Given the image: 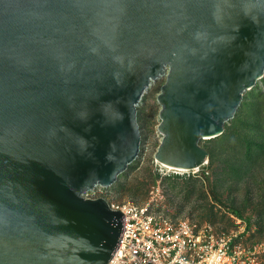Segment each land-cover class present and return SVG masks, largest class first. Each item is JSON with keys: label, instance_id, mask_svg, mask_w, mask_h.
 Wrapping results in <instances>:
<instances>
[{"label": "water", "instance_id": "95a60500", "mask_svg": "<svg viewBox=\"0 0 264 264\" xmlns=\"http://www.w3.org/2000/svg\"><path fill=\"white\" fill-rule=\"evenodd\" d=\"M264 75V0H0V264H107L103 196L140 150L153 81L157 162H208Z\"/></svg>", "mask_w": 264, "mask_h": 264}, {"label": "rangeland", "instance_id": "374dc122", "mask_svg": "<svg viewBox=\"0 0 264 264\" xmlns=\"http://www.w3.org/2000/svg\"><path fill=\"white\" fill-rule=\"evenodd\" d=\"M163 81L164 77L153 81L137 105L140 150L116 182L105 187L107 196L117 202L149 203L153 211L172 219L186 217L199 225L209 223L218 230L245 228L242 233L246 234L248 243L264 239V227L256 218V209L260 207L257 202L264 196L263 171L261 167H254L235 181L232 168L228 166L236 156L230 149L235 150L231 139L200 140L201 145L214 149L216 160L212 165L207 162L195 170L176 171L155 160L154 153L161 139L157 130L156 94ZM253 88L264 90V82L258 80ZM255 204L257 208L253 207ZM234 209L240 215H236Z\"/></svg>", "mask_w": 264, "mask_h": 264}, {"label": "built area", "instance_id": "2783aa9c", "mask_svg": "<svg viewBox=\"0 0 264 264\" xmlns=\"http://www.w3.org/2000/svg\"><path fill=\"white\" fill-rule=\"evenodd\" d=\"M104 189L96 186L84 196H103L123 214L122 235L107 264H264V239L246 242L245 228L225 231L186 217L172 219L149 203L114 201Z\"/></svg>", "mask_w": 264, "mask_h": 264}, {"label": "trees", "instance_id": "16d2710c", "mask_svg": "<svg viewBox=\"0 0 264 264\" xmlns=\"http://www.w3.org/2000/svg\"><path fill=\"white\" fill-rule=\"evenodd\" d=\"M261 80L264 82V75ZM256 86L257 82L254 87ZM217 139L221 142L228 139L232 141L235 150L230 149L232 155L236 156L228 166L232 168L231 175H234L235 181L241 180L254 167H261L264 177V90L253 88L244 93L234 117L225 123L224 131L217 136ZM207 149L209 150L208 162L212 165L216 160L215 152L212 147ZM258 195L261 198L262 194ZM257 205L260 207L257 208ZM257 205L253 206L257 208V222L264 227V196L258 200ZM234 213L240 215L237 209H234Z\"/></svg>", "mask_w": 264, "mask_h": 264}, {"label": "bare ground", "instance_id": "6f19581e", "mask_svg": "<svg viewBox=\"0 0 264 264\" xmlns=\"http://www.w3.org/2000/svg\"><path fill=\"white\" fill-rule=\"evenodd\" d=\"M160 164H162V163H160ZM163 166H165V167H170V168H173V169H178V170H187V169H180V168H174V167H172V166H170V165H166V164H162ZM194 169H196V168H194Z\"/></svg>", "mask_w": 264, "mask_h": 264}]
</instances>
